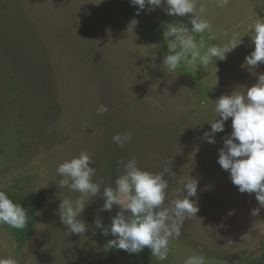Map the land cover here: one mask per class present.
Segmentation results:
<instances>
[{"label": "rangeland", "instance_id": "obj_1", "mask_svg": "<svg viewBox=\"0 0 264 264\" xmlns=\"http://www.w3.org/2000/svg\"><path fill=\"white\" fill-rule=\"evenodd\" d=\"M123 1L12 0L21 6V23L0 0V190L21 195L27 205L46 195L24 248L0 224V257L14 256L19 264H184L203 254L205 264H249L262 253L264 208L255 193L241 194L217 162L233 130L231 118L215 144L204 133L218 118L216 100L252 87L264 74V63L242 67L254 51L249 26L264 20V0H228L224 7L195 0L196 12L210 24V30L189 33L201 56L234 34L242 43L206 68L187 52L173 73L164 69L162 41L169 52L180 51V39L165 32L176 24L191 30V14L169 16L160 7L137 16L134 7L138 24L131 28ZM209 31L215 40L208 39ZM129 132L132 139L123 148L112 142ZM82 150L97 169L94 179L113 187L117 162L132 158L150 172L167 163L166 194L174 190L173 198L185 176L199 181L191 198L199 211L186 219L180 237L170 239L167 260L152 257L148 248L129 254L108 246L114 237L102 235L95 221L101 218L107 227L119 209L100 211L102 190L82 214L88 231L65 236L60 198L78 194L59 189L56 168ZM256 208L260 213L253 216Z\"/></svg>", "mask_w": 264, "mask_h": 264}, {"label": "clouds", "instance_id": "obj_2", "mask_svg": "<svg viewBox=\"0 0 264 264\" xmlns=\"http://www.w3.org/2000/svg\"><path fill=\"white\" fill-rule=\"evenodd\" d=\"M217 3L224 7L228 0H217ZM130 4L137 8V16L142 11H155L160 7H164L169 16L185 17L191 14V30L183 24L167 26L165 37L171 35L180 39L181 50H170L164 57L166 73L175 72L187 52L191 53L192 60L199 58L201 65L206 68L213 58L225 60L226 55L242 43L239 35L234 34L228 43L212 45L201 56L197 43L189 33H203L210 30V24L196 12L195 0H130ZM203 12L201 6L200 13ZM137 24L136 19L130 22L131 28ZM249 31L254 51L245 57L242 67L253 69L264 63V20H256L249 26ZM181 33L185 34L184 38H180ZM208 39L215 40L216 37L209 31ZM214 104L218 118L208 123L211 131L204 133V139L209 144H215V135L225 131V122L231 118L233 130L225 137L217 162L230 173L232 183L241 194L255 193L256 200L264 208V74L259 75L257 83L252 87L245 90L241 86L239 91L221 96ZM131 139L130 132L118 133L112 137V142L123 148ZM91 164L90 155L82 150L78 156L57 165L59 189L66 188L78 194L75 197L65 195L60 198L58 211L60 220L67 228L65 236L83 235L88 231L86 223L81 219L82 214L102 190L104 203L100 211L111 212L114 206L119 209L116 215L110 217L111 223L107 227L101 218L95 221L102 235L114 237L108 246L129 254H139L148 248L152 257L159 261L167 260L170 239L180 237L186 219L199 211L191 199L197 196L199 181L185 176L181 188L175 190L180 196L173 198L174 190L166 194L169 188V181L165 178L169 172L167 163L162 171L150 172L138 167L135 158L120 160L116 164L114 187L104 184L103 180L97 182L94 179L97 169ZM259 213V208L252 210L253 216ZM28 220L26 209L14 202L6 191L0 190V224L22 230ZM63 245L64 240L61 241L62 248ZM0 264H19V260L14 256L0 257ZM184 264H205V259L203 254L192 255Z\"/></svg>", "mask_w": 264, "mask_h": 264}, {"label": "trees", "instance_id": "obj_3", "mask_svg": "<svg viewBox=\"0 0 264 264\" xmlns=\"http://www.w3.org/2000/svg\"><path fill=\"white\" fill-rule=\"evenodd\" d=\"M6 1L9 4L7 5V7L12 10V14L15 17V19L19 20L21 23H24L25 21L23 20L22 15H20L16 10L21 8V6L15 5V3H12V0H6ZM122 9L127 19L130 20L134 19L135 16L134 6L130 4V0L123 1ZM148 34H149V38L152 39L151 37L152 33H148ZM162 50L164 55L169 54L168 44L165 41H162ZM7 193L14 202L21 204V206L26 209L29 216L28 223L24 229L18 230L10 227L12 229V233L15 236V240L17 242L18 247L22 249L28 244V242L34 235L39 214L46 201V195L45 194L37 195L31 200L30 204L27 205L24 198L21 195L10 192ZM262 245L263 247H262L261 255L257 259L250 261L249 264H264V243Z\"/></svg>", "mask_w": 264, "mask_h": 264}]
</instances>
